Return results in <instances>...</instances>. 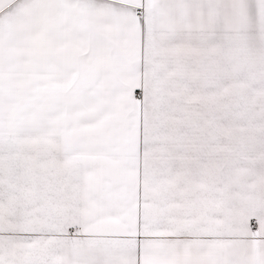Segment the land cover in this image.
<instances>
[{"label": "snow or ice", "instance_id": "1", "mask_svg": "<svg viewBox=\"0 0 264 264\" xmlns=\"http://www.w3.org/2000/svg\"><path fill=\"white\" fill-rule=\"evenodd\" d=\"M0 264H264V0H0Z\"/></svg>", "mask_w": 264, "mask_h": 264}]
</instances>
